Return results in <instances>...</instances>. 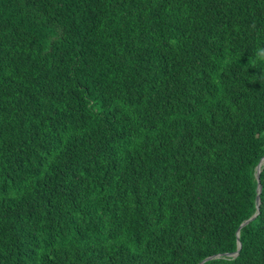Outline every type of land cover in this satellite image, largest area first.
Masks as SVG:
<instances>
[{
  "label": "trees",
  "instance_id": "16d2710c",
  "mask_svg": "<svg viewBox=\"0 0 264 264\" xmlns=\"http://www.w3.org/2000/svg\"><path fill=\"white\" fill-rule=\"evenodd\" d=\"M258 48L264 0H0V264H264Z\"/></svg>",
  "mask_w": 264,
  "mask_h": 264
},
{
  "label": "water",
  "instance_id": "95a60500",
  "mask_svg": "<svg viewBox=\"0 0 264 264\" xmlns=\"http://www.w3.org/2000/svg\"><path fill=\"white\" fill-rule=\"evenodd\" d=\"M263 161H264V159L261 161V163H260V164L258 165V167H257V179H258V182H259V186H258V189H257V192H258V196H257V204H258V207L260 206V194H261V191H262V186H261V184H260V177H259V174L261 173V165H262ZM256 217H257V215L253 216V217H252L250 220H248L246 223L242 224L241 227H240L239 230H238V235H239V233H240V229H241L242 227L246 226L247 224H249V223H250L251 221H253ZM241 248H242V245H241V243L239 242V248H238V251L235 252V253H233V254H230L229 256H230V257H232V256H233V257L238 256V255H239V252H240V250H241ZM217 257H219V256L217 255V256L210 257V258L206 259L205 261H203L201 264H204V262H206V261H208V260H212V259L217 258Z\"/></svg>",
  "mask_w": 264,
  "mask_h": 264
},
{
  "label": "clouds",
  "instance_id": "9594fccd",
  "mask_svg": "<svg viewBox=\"0 0 264 264\" xmlns=\"http://www.w3.org/2000/svg\"><path fill=\"white\" fill-rule=\"evenodd\" d=\"M256 60L259 62H264V48H258L256 50Z\"/></svg>",
  "mask_w": 264,
  "mask_h": 264
},
{
  "label": "bare ground",
  "instance_id": "6f19581e",
  "mask_svg": "<svg viewBox=\"0 0 264 264\" xmlns=\"http://www.w3.org/2000/svg\"><path fill=\"white\" fill-rule=\"evenodd\" d=\"M263 164H264V161H263L262 165H263ZM262 165H261V166H262Z\"/></svg>",
  "mask_w": 264,
  "mask_h": 264
}]
</instances>
